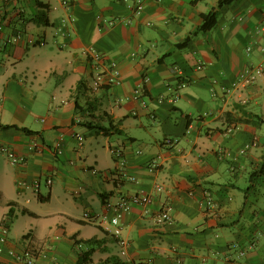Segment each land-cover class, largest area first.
Returning <instances> with one entry per match:
<instances>
[{
	"label": "crops",
	"instance_id": "0c3cea01",
	"mask_svg": "<svg viewBox=\"0 0 264 264\" xmlns=\"http://www.w3.org/2000/svg\"><path fill=\"white\" fill-rule=\"evenodd\" d=\"M218 3L0 0V146L27 159L0 153V229L10 225L0 264H27L13 254L25 249L34 264H264V0ZM92 49L117 65L120 85L91 89ZM33 138L63 155L34 152ZM111 147L125 150L136 183L93 173L116 168ZM136 191L155 202L125 212L122 254L84 214L113 215L107 205ZM163 204L173 218L160 226Z\"/></svg>",
	"mask_w": 264,
	"mask_h": 264
},
{
	"label": "built area",
	"instance_id": "2783aa9c",
	"mask_svg": "<svg viewBox=\"0 0 264 264\" xmlns=\"http://www.w3.org/2000/svg\"><path fill=\"white\" fill-rule=\"evenodd\" d=\"M63 5L70 6L73 0H61ZM137 8L139 11H143L144 4L139 2L137 3ZM24 34L22 32L17 33L13 37L7 40V44L17 43L21 39H23ZM29 42L34 43L38 42L35 38L29 37ZM40 44H44L43 41ZM89 56L91 58V66L93 68V76L92 83L90 85L91 89L95 92L105 90L108 87H113L120 85L122 83V74L118 69L117 65L113 63L106 54L92 49L89 51ZM260 74L261 71H258ZM255 75L251 76V79H255ZM232 129L229 130L231 132ZM81 143L84 141V137L81 134L74 133L73 134ZM257 140L253 142L255 145ZM167 145L173 146L178 143L177 139L167 138L165 140ZM250 147V144L247 145L243 152L246 151L247 148ZM30 149L38 154H44L46 151H51L57 156H61L64 153V148L61 144H58L54 148H51L44 143H42L38 138H33L30 141ZM111 152L114 157V161L116 163V168L114 170H109L107 172H101L97 169H93V173L96 175H103L107 179H113L114 177H123L131 182H137V177L130 174L127 169V164L125 160V150L122 147H111ZM0 153L6 154L11 163L14 165H24L27 163V159L24 155H20L16 153L14 150L10 149L5 145L0 146ZM161 163L157 159H152L149 162V169L151 173L156 174L160 171ZM47 185H52L53 179L51 177L47 178ZM19 185H22V182H19ZM36 191H40V183L37 182L35 185ZM155 189L158 193H161L164 190L162 184L157 183L155 185ZM206 202L208 207L215 209L216 202L210 193L206 194ZM155 202V197L151 193H147L145 191H136L132 194H127L126 197L122 199L118 205L108 204V210H114L113 215L107 214H92L90 212H86L84 214V219L86 221H94L99 222L103 226V228L111 232L117 239L120 247L122 248V254H126L129 248V241L123 237L121 220L125 212L131 211L135 206L140 205L146 207V212H152V206ZM172 207L169 204H163L157 214L156 222L158 225L163 226L172 221ZM9 231V222L5 221L1 224V235H0V245L7 241V234ZM1 249V247H0ZM15 258L19 262H25L27 264H34V255L31 249H25L21 252H13ZM241 255H245V251H241ZM139 264H148L147 262H141Z\"/></svg>",
	"mask_w": 264,
	"mask_h": 264
},
{
	"label": "trees",
	"instance_id": "16d2710c",
	"mask_svg": "<svg viewBox=\"0 0 264 264\" xmlns=\"http://www.w3.org/2000/svg\"><path fill=\"white\" fill-rule=\"evenodd\" d=\"M235 1L237 0H219L218 6L223 7L226 5H230L234 3ZM202 17H203V23H202L201 29L203 31H208L212 29L217 23V13L215 10H212L209 13L203 14ZM263 167H264V164H263ZM10 205H12V203H10Z\"/></svg>",
	"mask_w": 264,
	"mask_h": 264
},
{
	"label": "rangeland",
	"instance_id": "374dc122",
	"mask_svg": "<svg viewBox=\"0 0 264 264\" xmlns=\"http://www.w3.org/2000/svg\"><path fill=\"white\" fill-rule=\"evenodd\" d=\"M86 134H88V131H84ZM84 136V135H83ZM105 144V143H104ZM106 155H107V157L109 158V159H111L110 157V154H109V152H106ZM0 184H1V180H0ZM42 189L43 190H46L47 188H46V185H45V181H43L42 182ZM54 206H56V204H53ZM49 205L48 204H46V205H44L43 207H48Z\"/></svg>",
	"mask_w": 264,
	"mask_h": 264
}]
</instances>
